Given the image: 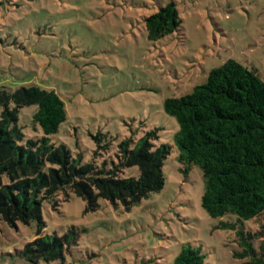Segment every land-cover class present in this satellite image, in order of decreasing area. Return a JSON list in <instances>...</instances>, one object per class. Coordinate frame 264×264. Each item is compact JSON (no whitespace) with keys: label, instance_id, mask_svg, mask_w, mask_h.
<instances>
[{"label":"rangeland","instance_id":"obj_1","mask_svg":"<svg viewBox=\"0 0 264 264\" xmlns=\"http://www.w3.org/2000/svg\"><path fill=\"white\" fill-rule=\"evenodd\" d=\"M169 1L0 0V94L30 84L58 93L67 118L51 142L119 176L140 174L137 166H119L123 139L155 129V144H173L164 187L134 205L99 198L87 208L65 187L42 198L40 232L38 220H0V264H169L183 244L200 247L207 264L247 261L233 256L238 227L222 226L237 217L211 216L202 206V169L192 164L186 173L178 161L179 125L164 101L192 91L229 58L264 80V0H174L181 25L151 40L144 16ZM36 109L19 110L23 143L43 135L32 120ZM263 225L264 213L243 223L254 244L264 241ZM71 228L77 240L63 259L32 262L23 255L27 242Z\"/></svg>","mask_w":264,"mask_h":264},{"label":"trees","instance_id":"obj_2","mask_svg":"<svg viewBox=\"0 0 264 264\" xmlns=\"http://www.w3.org/2000/svg\"><path fill=\"white\" fill-rule=\"evenodd\" d=\"M143 22L149 39L156 40L176 30L182 18L171 0L144 16ZM0 103L4 105L0 117V220L9 225L16 220L25 224L38 220L40 232L45 227L42 198L65 187L86 201L87 208L99 205V198L129 207L164 187L163 165L173 144H155L157 130L147 131L136 141L128 137L119 142V166H137L140 172L138 176H119L91 161L82 163L66 144L51 142L50 136L67 118L65 103L54 90L23 85L0 94ZM33 104L37 109L32 120L43 135L38 141L23 143L24 133L17 124L19 110ZM164 109L179 125L173 140L183 170L188 173L196 164L206 178L202 206L213 217H237L236 223L222 221V226L238 227L240 249L233 256L248 258L240 264H264V241L254 244L252 234L243 227L244 221L264 213V80L256 70L229 58L211 69L206 81L192 91L166 98ZM75 240L74 228L62 236L46 233L27 242L22 252L32 262L63 259L65 249ZM169 264H207L206 255L200 247L183 244Z\"/></svg>","mask_w":264,"mask_h":264}]
</instances>
